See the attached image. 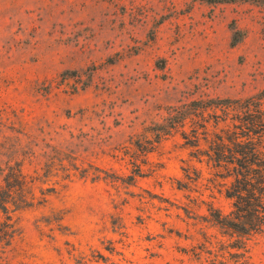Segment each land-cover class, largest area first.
I'll use <instances>...</instances> for the list:
<instances>
[{
	"label": "rangeland",
	"instance_id": "rangeland-1",
	"mask_svg": "<svg viewBox=\"0 0 264 264\" xmlns=\"http://www.w3.org/2000/svg\"><path fill=\"white\" fill-rule=\"evenodd\" d=\"M217 136L264 142V0H0V264H264Z\"/></svg>",
	"mask_w": 264,
	"mask_h": 264
},
{
	"label": "trees",
	"instance_id": "trees-1",
	"mask_svg": "<svg viewBox=\"0 0 264 264\" xmlns=\"http://www.w3.org/2000/svg\"><path fill=\"white\" fill-rule=\"evenodd\" d=\"M217 138L220 142H213L206 153L218 175L232 179L226 196L233 201V210L228 215L217 213L213 220L237 236L234 248L241 249L242 238L264 228V142L225 143Z\"/></svg>",
	"mask_w": 264,
	"mask_h": 264
}]
</instances>
